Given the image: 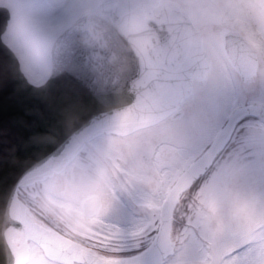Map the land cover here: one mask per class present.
I'll return each mask as SVG.
<instances>
[{"label":"water","instance_id":"1","mask_svg":"<svg viewBox=\"0 0 264 264\" xmlns=\"http://www.w3.org/2000/svg\"><path fill=\"white\" fill-rule=\"evenodd\" d=\"M8 19V9L0 6V54L7 64L0 71V129L7 132H0V264H25L28 242L61 264H83L86 260L116 264L122 258L99 256L37 223L18 199L17 189L61 172L87 141L102 133L128 134L178 117L179 105L191 94L192 79L202 80L195 75L196 70L210 67L202 35L175 1L158 0L154 6L151 0H102L55 39L51 73L44 84L34 86L1 41ZM97 21L109 29L108 46L123 68L118 74L109 67L103 50L80 43L81 36ZM224 49L243 80L254 72L255 52L241 34L226 32ZM247 116L264 125L263 106L249 104L234 109L205 153L171 186L149 247L123 259L135 261L147 252L150 264H162L173 253L174 206L212 166L236 125ZM34 121L41 127L24 132L20 146L10 148L16 129L23 132ZM85 204L88 215L99 206L95 200Z\"/></svg>","mask_w":264,"mask_h":264},{"label":"rangeland","instance_id":"2","mask_svg":"<svg viewBox=\"0 0 264 264\" xmlns=\"http://www.w3.org/2000/svg\"><path fill=\"white\" fill-rule=\"evenodd\" d=\"M100 1L0 0V6L9 11L2 40L16 55L31 84L40 86L47 80L55 38ZM152 1L157 4L158 0ZM172 1L189 13L212 62L209 77L194 80L191 96L180 105L183 116L174 121L167 119L155 129L131 137H150L163 129L168 132L164 137L181 148L174 167H167L161 177L162 183H153L157 187L155 197L133 206V202H140L143 193L131 185L127 192L131 204H119L104 176L93 169L89 147H102L103 154L97 155L106 158L110 153L105 143L124 140L112 135L88 142V148L79 155L88 161L81 166V159H73L64 169L63 180L61 173L20 189L32 214L36 211L37 217L45 216L48 223L66 221L61 223V229L67 235L80 239L95 254L105 252L100 255L103 257H128L144 250L157 230L160 198L165 197L175 177L207 149L234 108L264 105V0ZM58 3L63 5L62 9L52 14L51 6ZM228 30L240 32L257 53L256 70L244 80L224 51L223 35ZM156 137L145 142V152L159 139ZM133 177H129V184L141 180L140 176ZM94 194H102L104 202L94 216L87 217L81 201ZM191 195L193 200L187 204L190 210L185 222L172 234L175 251L163 264H218L222 255L241 248H246L257 264H264V130L258 120L248 118L238 125ZM28 252L26 264H59L48 260L32 243L28 244Z\"/></svg>","mask_w":264,"mask_h":264},{"label":"flooded vegetation","instance_id":"3","mask_svg":"<svg viewBox=\"0 0 264 264\" xmlns=\"http://www.w3.org/2000/svg\"><path fill=\"white\" fill-rule=\"evenodd\" d=\"M182 114L184 113L182 112ZM159 125L160 124L156 125L155 128ZM165 126H168V124ZM140 131H137L133 134L121 136V138H123L124 140H121L120 143H116L113 140H111V143H105L107 144L110 153V155L106 157L107 159L105 157H99L97 155V152L98 153L101 152L103 154L104 151L101 149L102 147L99 148L97 145H95L93 147H89V151H87L90 153L92 157L90 163L93 165V169L96 171L97 174L104 176L105 180L107 181V184L109 185V187L113 192V196L116 198L119 204H123V205L131 204V201H129V197L127 195V192H129L132 189L131 185L133 187H137L143 193L142 197L140 198V202L139 203L133 202L132 203L133 206L136 205L140 206L143 204V202H145V200L155 197L157 192V187H154L153 183H160L162 181L159 178V171L164 167L166 168L174 167L173 163L177 161V156H179L180 154L181 148L174 145L171 141H169V137H164L168 135L167 131L164 132L162 129V131L151 133L149 135L150 137H146L147 135L146 136L144 135V138L137 137L135 139L133 138L131 139L132 135L138 134L140 133ZM103 136H107V135L103 134L99 137H103ZM155 136H157L159 139H157V141H155L152 144L149 152H145L147 147V143L145 144V142L148 140V138ZM161 136L162 138H160ZM114 137H120V136H114ZM95 139H93L90 142H93ZM85 148L86 149L88 148V143H86L83 150ZM158 149H160L159 152ZM83 150L79 153V155L83 152ZM79 155L76 158L81 159L80 165L81 166L85 165L86 164L85 160L88 161V159L84 156L79 157ZM63 173L64 170L62 171V180L64 177ZM133 176H140L141 180H136L137 184L136 183L129 184L130 183L129 177L131 179H134L135 177ZM63 190L64 188H62V191ZM94 196L97 197L100 202L99 209L102 207V204L104 202L103 195L94 194L89 197H86L81 201L82 211H83L84 201ZM20 197L22 201L25 204H27L26 203L27 198L23 196L21 192H20ZM112 205H116V204H112ZM117 207L119 206L117 205ZM141 208H145V206H142ZM34 213H36V211H34ZM38 220L39 222L47 223L49 226H55V227L59 226V228L61 223H67L64 220H62V222L53 220L51 223H48L47 222L48 218L46 219L45 216L44 218H38ZM62 233L65 234L63 227H62Z\"/></svg>","mask_w":264,"mask_h":264},{"label":"clouds","instance_id":"4","mask_svg":"<svg viewBox=\"0 0 264 264\" xmlns=\"http://www.w3.org/2000/svg\"><path fill=\"white\" fill-rule=\"evenodd\" d=\"M62 4L51 6L50 12L55 14L62 9ZM108 31L109 29L101 22L97 21L90 26L86 34L81 36L80 43L83 47L88 49L103 50L107 55L108 65L114 73H120L123 68L119 62L118 56L113 53L108 46ZM200 79H207L209 77V70L198 68L195 73Z\"/></svg>","mask_w":264,"mask_h":264},{"label":"bare ground","instance_id":"5","mask_svg":"<svg viewBox=\"0 0 264 264\" xmlns=\"http://www.w3.org/2000/svg\"><path fill=\"white\" fill-rule=\"evenodd\" d=\"M8 23V22H7ZM7 26V25H6ZM5 44V43H4ZM5 46H7L6 44H5ZM11 52H12V50L11 49H9ZM13 54H14V52H12ZM15 55V54H14ZM16 56V55H15ZM1 65H3V66H1ZM4 65H6V66H4ZM5 68H7V64L5 63V61L2 59V54H0V71L2 70V69H5ZM255 70H256V66H255ZM254 70V71H255ZM254 73V72H253ZM15 84V83H14ZM191 85H192V90H191V92L193 91V81L191 82ZM9 87L10 86H8V90H9ZM23 105H24V103H23ZM259 105H261V104H259ZM49 107V106H48ZM170 120L172 119V117L171 118H169ZM14 122H15V124L17 123V121H15L14 120ZM34 124L33 125H31L30 127H27L23 132H18V130L16 129V131H15V133L13 134L14 136H15V138H13V141L12 142H10V145H9V147L10 148H13V147H19L20 146V142H21V140L20 139H22V137H23V133L24 132H26V131H28V130H32V131H34V130H36L37 129V127L39 128V127H41V125H39L38 123H35V121L33 122ZM159 124V122L158 123H156V124H153V125H150V126H147V127H144V128H140V129H138V130H134V131H132V132H130L129 134H133V133H135V132H137V131H140V130H149V129H151V128H153V127H155L156 125H158ZM260 124V126H261V128L264 130V125L262 124V122H260L259 123ZM1 128H3V129H6V127L5 126H1ZM21 130L23 129V128H20ZM41 131H45L43 128L41 129ZM0 132H3V133H7V132H5L4 130H2V129H0ZM25 134V133H24ZM125 135H127V134H120V136H125ZM5 150H7V146H6V144H4L3 146H2ZM161 149V148H160ZM160 149H158V152H159V150ZM9 152V151H8ZM79 155V154H78ZM7 159L8 158H10L9 156H7L6 157ZM7 159H5L4 161H6ZM0 166H1V162H0ZM168 171V169L167 168H162L160 171H159V178L161 179V177H163L165 174H166V172ZM62 172H59V173H54L52 176H50V177H46V178H44V179H42V180H40V181H36V182H33V183H31L30 185H27V186H32V185H34L35 183H38V182H41V181H43V180H47V179H51V177H53V176H55V175H59V174H61ZM23 187V186H22ZM22 187H19L18 189H17V197H18V199L19 200H22L21 199V197H20V189L22 188ZM163 198L161 197L160 198V204L161 203H163ZM31 215H32V217L35 219V220H37L39 217H37V214L36 213H31ZM183 225V224H182ZM53 228V230L54 231H56V229L54 228V227H52ZM51 229V228H50ZM63 236V235H62ZM64 237V236H63ZM67 239V238H66ZM76 244H78V245H81V243H76Z\"/></svg>","mask_w":264,"mask_h":264},{"label":"snow or ice","instance_id":"6","mask_svg":"<svg viewBox=\"0 0 264 264\" xmlns=\"http://www.w3.org/2000/svg\"><path fill=\"white\" fill-rule=\"evenodd\" d=\"M93 251H95L93 249ZM105 252L99 253V255H105ZM233 257H236L233 259ZM83 264H99L98 261L86 260ZM116 264H150L148 259V253L145 252L143 256L135 261H128L127 259H119ZM218 264H257L252 259V254L246 250V248L234 249L233 252L227 255H222V258L218 261Z\"/></svg>","mask_w":264,"mask_h":264},{"label":"trees","instance_id":"7","mask_svg":"<svg viewBox=\"0 0 264 264\" xmlns=\"http://www.w3.org/2000/svg\"><path fill=\"white\" fill-rule=\"evenodd\" d=\"M190 200H193V196L191 192L187 193L183 199L182 208L178 205L173 213L172 226L173 230L177 229L179 224H183L185 222V218L187 216V210H190L187 205ZM192 204V202H191Z\"/></svg>","mask_w":264,"mask_h":264}]
</instances>
